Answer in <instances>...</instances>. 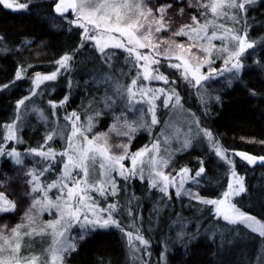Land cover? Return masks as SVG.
I'll use <instances>...</instances> for the list:
<instances>
[{
    "label": "snow or ice",
    "instance_id": "6c2138e0",
    "mask_svg": "<svg viewBox=\"0 0 264 264\" xmlns=\"http://www.w3.org/2000/svg\"><path fill=\"white\" fill-rule=\"evenodd\" d=\"M255 2L194 0L189 7H196L200 17L193 15L190 24L172 31L171 20L167 16L171 4L152 7L149 0H55V13L70 25L82 29L80 43L75 50L54 61L56 68L50 74L36 73L34 78H30V95L16 103L15 119L0 126V156L6 155L16 165L24 164V155L39 157L36 163L42 165L26 172L29 191L25 195L30 197L31 203L19 223L12 227L0 225V264H65L66 256L77 248V238L83 240L90 232L110 227L123 233L134 264H147L143 255H150L147 252L149 241L134 222L126 230L116 218L125 207L128 216L134 215L132 201L136 197L132 195L126 206H122L118 199L106 206L101 204V198L106 201L108 197H118L121 189L117 177L125 183L134 178L147 181L150 190L156 189L164 196H170L169 189L174 188L178 197L188 195L201 204L214 206L217 219L222 218L229 225H243L264 237V223L233 202V198L246 192V188L244 178L235 171L231 155L210 130L201 127L194 114H187L175 87L177 81L170 80L161 71L162 62L167 61L168 68L179 72L180 78L198 91L205 87V82L223 76L225 72L235 77L244 66V54L257 43L249 40L247 24L237 27L241 24L242 14H246L248 6ZM0 5L13 11H27L30 7L28 2L19 0H0ZM69 12L73 19L65 15ZM180 12L182 14L184 9L181 8ZM162 32L170 35L165 39L160 35ZM175 37H187V40L178 43ZM214 41H220L219 45ZM85 46L94 48L110 67L119 58L118 53H123L125 66L134 70V74L128 82L114 75L103 77L99 82L109 85L111 94L106 91L96 98L93 101L97 104L96 110L83 120L78 112L72 111L65 113V123L59 124L58 120H52L42 109L33 106L31 111L47 127L43 143L27 149L24 154L14 147L10 150L5 148L8 142H23L18 136L16 121H22L28 110L26 102L39 94L37 89L44 82L55 81L59 75L71 71L74 56ZM145 49L146 52L143 51ZM217 60H223L220 69L213 66ZM205 67L207 72L202 71ZM26 73L27 68L18 67L15 80L2 88L13 86L16 81L24 79ZM121 75L127 74L122 72ZM154 81L163 82L167 87H153ZM67 99L49 101L52 117L58 118L56 110L63 107ZM118 104L123 107L119 113L113 111V123L108 131L94 132L97 118L106 114L105 110H114ZM160 107L168 110L171 118L163 122L160 134L153 137L150 144L131 152L130 144L139 130H147L153 136L152 129L161 124L157 115ZM128 113H133L135 118L130 119ZM184 127L187 131L182 130ZM112 134L126 137L127 142L111 143ZM197 136L207 140L215 155L229 165L230 177L221 198H201L190 188H185L189 181L199 183V178L205 173L203 161L198 170L184 166L176 176L165 171L170 167L174 154L191 147ZM57 139L64 142L63 149L59 151L51 146V142ZM173 143L178 147H172ZM114 149L121 151L117 154ZM233 155L249 165L264 164V156L245 152ZM126 160L130 161V167L125 166ZM57 165H60V170L55 179H41L46 173L55 171ZM0 187H3L2 183ZM16 208V203L0 192V215L13 213ZM45 213L52 218L44 220ZM74 227L81 230L77 237L71 235ZM37 237L48 238L47 246L39 251L34 250L32 244ZM163 259L164 253H161Z\"/></svg>",
    "mask_w": 264,
    "mask_h": 264
},
{
    "label": "trees",
    "instance_id": "16d2710c",
    "mask_svg": "<svg viewBox=\"0 0 264 264\" xmlns=\"http://www.w3.org/2000/svg\"><path fill=\"white\" fill-rule=\"evenodd\" d=\"M19 2H28L29 9L13 11L0 5V126L15 119L16 103L30 95V78L36 73L49 74L54 71V61L77 48L82 32V29L70 25L67 20L54 13L55 0ZM190 2L194 0H149V4L154 7L161 4L172 5L167 12L172 31L190 24L191 14L200 17L196 7H189ZM181 8L184 9L182 14ZM65 15L68 19L74 18L70 12ZM244 17L248 22L247 29L253 25L249 31V40L257 43L246 54V65L237 79L222 86L217 96L207 105L203 121L228 152L242 150L264 156V143H261L264 142V0H256L248 7ZM18 67L27 68L26 77L3 89V85L15 80ZM106 71H110L108 64L100 59L94 48L85 46L74 56L71 71L59 75L55 81L44 82L37 90L39 94L26 103L29 107L38 106L52 119L53 110L49 101L59 102L68 97L64 106L56 111H76L82 119L79 108L82 102L80 81H100L108 76ZM130 73L128 68L125 81L131 76ZM99 107L102 108V105ZM122 107V104H118L114 110H105L106 114L97 118L94 131L107 132L113 123V111L119 113ZM96 108L89 113L93 114ZM128 117L131 118L132 113ZM26 122L24 126H18V136L23 142L11 141L5 144V148H10L15 143L17 151L26 152L43 143L46 125L32 114L27 117ZM150 138L149 132L136 133L130 144V151L136 152L149 143ZM115 140L112 138L114 143ZM122 141L127 142V138L122 137ZM60 143L62 141L57 139L51 142V146L59 151L63 149ZM201 161L205 173L199 178L198 184L189 182L186 189L190 188L201 198L218 199L226 190L229 168L204 142L193 141L191 147L175 153L172 159L173 168L187 166L192 170H198ZM233 162L236 172L244 178L246 188V192L234 197L233 202L242 211L264 221V164L248 168L234 155ZM23 165L26 168L16 165L5 155L0 156V181H4L0 192L12 201L13 193L19 195L20 189H27V192L29 190L26 183L29 179L26 176L27 170L42 166L31 160ZM59 168L60 165H57L55 171L48 173L50 178L55 179L54 172ZM17 171L21 177L16 174ZM117 181L121 190L129 189L138 198L136 203H132V217L127 215L126 207L116 217L126 230L128 219L135 223L137 217L140 220L144 218L149 221L150 227L154 221H158L153 230H140L149 241V264H264V237L243 225H229L222 218L217 219L214 206L201 204L188 195L178 197L175 190H169L170 196H164L156 189L150 190L147 181L142 182L138 178L129 183L120 178ZM6 187L13 193L4 191ZM24 191H21L19 211L25 206ZM137 195L142 198L139 199ZM116 199L118 197H108L107 202H114ZM119 203L127 205L121 199ZM20 218L19 214L12 213L0 217L3 224L8 222L11 227L12 224L14 226L19 223ZM77 236L78 234L75 237ZM76 244V250L65 258L67 264H134L126 246V238L118 228L90 232L83 240L77 238ZM161 253H164L163 260Z\"/></svg>",
    "mask_w": 264,
    "mask_h": 264
},
{
    "label": "rangeland",
    "instance_id": "374dc122",
    "mask_svg": "<svg viewBox=\"0 0 264 264\" xmlns=\"http://www.w3.org/2000/svg\"><path fill=\"white\" fill-rule=\"evenodd\" d=\"M151 6V5H150ZM251 6V5H249ZM248 6V7H249ZM154 7V6H152ZM70 14H72L70 12ZM193 16V14H191V17ZM200 16V14H199ZM188 18V15L186 16ZM191 17H190V21H191ZM244 24H247L248 25V22L246 20V18L244 17V14H242V17H241V24L240 25H237V27H242ZM253 27V25L249 26L248 27V35H249V31L250 29ZM161 37L163 38H168V36L170 35V33L167 32V34H164V32H162L161 34ZM178 43H184L186 40H187V37H175L174 38ZM214 43H216L217 45H219L220 41H214ZM143 51H147V49L143 50ZM248 51L249 49L246 51V53L244 54L243 58H242V61H243V68L245 67L246 65V62H245V56L246 54H248ZM123 56L124 54L123 53H118V59L116 61H114V66L113 67H110L108 65V68L110 69V71H106L107 75H111V74H114V76H118L122 81L124 82H128L129 79L127 81H125V78H126V75H121V73H125L127 74L128 73V67L125 66L124 64V60H123ZM175 62V61H173ZM164 64V66L161 68V71H163L166 75L169 76V79L170 80H176L177 83L175 85L177 91L179 92L180 96H181V102L183 104V107L184 109L187 110V114L188 115H191V114H194V118H198L199 121H200V125L202 128H205V129H208V127L205 125V122L203 121L204 120V116L206 115V111H207V108L209 105V103L217 96V92H219L218 90L221 89L222 86H225V85H228L232 82V80L234 79H237V77L239 76V73L242 71V69L240 70V72L234 77L232 73H228V72H225L223 76H217L215 79H210L208 80L207 82H205V87L201 88L199 91L195 88H192L190 87L187 83L184 82L183 79L180 78V74L179 72H177L175 69H171V68H168L167 67V61H163L162 62ZM214 67H216L217 69H220L223 67V60H217L216 63L213 65ZM107 68V67H106ZM203 72H207V68H203L202 69ZM114 72V73H112ZM50 74V73H49ZM131 75L134 74V70H131ZM35 76V75H34ZM34 76L32 78H34ZM130 78V77H129ZM32 86V85H31ZM152 86L153 87H167L166 85L163 84V82H152ZM80 91H81V94H82V102L80 103V113L82 114V120L85 119L88 115H91V113H89V111H92L93 108H96L97 107V104L94 103L93 101L96 99V98H99L101 96H103L105 94L106 91L109 92V94H111L110 92V88H109V85L107 84H103V83H100L99 81H96L94 79H84V80H81L80 81ZM38 90V89H37ZM52 91L54 90V88L51 89ZM97 93V94H96ZM34 99V98H33ZM64 100V99H63ZM33 101V100H32ZM33 103V102H32ZM159 103V102H158ZM28 105V104H27ZM34 105V104H33ZM33 107V106H32ZM32 107H29L28 106V110L24 113L23 115V118H22V121H17V125L20 127L24 126L27 122H26V119L28 116H30L31 114L32 115H35V113H33L31 111ZM36 107V106H35ZM38 107V106H37ZM72 111H69L68 113H71ZM58 113V112H57ZM65 113H58V118L57 117H52V120H58V122L60 124H64L65 121L63 119ZM128 115H131V113H128ZM158 118L161 120V124L155 126L153 129H152V133H153V136H151L150 138V142L151 140L153 139V137L157 136L160 134L162 128L164 127V121H167L171 118L170 116V113L168 112V110L164 109L163 107H160L158 109ZM135 118V115L132 113V117L130 119H133ZM148 119L150 120V117H148ZM24 121V122H23ZM43 123V122H42ZM45 125V124H44ZM194 124H193V128H194ZM183 131H187V128L184 127L182 129ZM209 130V129H208ZM94 131V129H93ZM95 132V131H94ZM138 132H147V130H144V129H141L139 130ZM137 132V133H138ZM98 133V132H97ZM214 136V135H213ZM215 137V136H214ZM112 138H115L116 140V143H114L112 141ZM126 138V137H124ZM216 140L217 137H215ZM198 141L200 143L204 142L205 145L212 150V148L210 147L209 143L207 142V140L203 139L202 136H197L193 141ZM110 142L111 143H114V144H118V143H121L122 142V137L121 138H117L115 134H112L111 137H110ZM147 143V144H150ZM220 143V142H219ZM146 144V145H147ZM15 143H13L11 145L10 148L14 147ZM60 145L64 147V142L62 141V143H60ZM172 147H178V145H176L175 143H173ZM10 148H7L10 150ZM114 151L119 154L120 153V149H114ZM213 151V150H212ZM214 152V151H213ZM22 154H24L25 152H20ZM178 153V152H176ZM215 153V152H214ZM229 155H231V158L233 160V154H231L230 152H228ZM6 156V155H5ZM220 159V158H219ZM24 160L25 162L28 161V160H31L33 161L35 164L36 161L39 160V157H33V156H29V155H24ZM221 160V159H220ZM223 161V160H222ZM24 162V163H25ZM224 162V161H223ZM124 164L126 167H130L131 166V163L129 160H126L124 161ZM228 165V164H227ZM20 167H23V168H26L24 167V165H19ZM184 167V166H182ZM182 167H178V168H173V163H171L170 167L168 169H165L166 172H171L173 176H176V173L179 172V170L182 168ZM228 168H229V165H228ZM60 170V168H59ZM56 171L54 172L55 175H57V173L59 172ZM236 171V170H235ZM237 173V172H236ZM17 175H19V172L17 171L16 172ZM238 174V173H237ZM191 175V174H190ZM239 176H241L240 174H238ZM20 176V175H19ZM21 177V176H20ZM229 177H230V173L228 175V181H229ZM242 177V176H241ZM7 178V176H6ZM41 179H44V180H48V181H51L53 180L52 178H50V175L48 173L45 174L44 177H42ZM117 179H119V177H117ZM179 181V177L177 176V182ZM4 181H0V183H3ZM191 182V181H189ZM188 182V183H189ZM14 183V182H13ZM12 183V184H13ZM186 183L185 184V188L187 187L186 185L188 184ZM29 187V186H28ZM21 187L19 186V189ZM227 188V187H226ZM169 190H175L174 188H170ZM4 191H11L9 190V188H4ZM21 191H24L23 189L21 190L20 189V193L19 195H16V193H13L11 191V193H13V197H14V202L16 203L17 205V208H16V211L13 212L12 214L15 215V214H19V216H22L23 213L25 212V210L28 208V206L30 205L31 203V199L30 197H28L27 195H25L27 193V189L24 191V196H25V200H23L24 202V207H22V210L19 211L20 207L19 204L20 202H22V192ZM29 191V190H28ZM51 195V194H50ZM95 195V194H93ZM135 194H133L131 192V190L128 189V191H125V188H123V190L120 191L119 193V196H118V199L122 200V203H128V200L129 198ZM139 196V199H141L142 197H140V195H137V197ZM136 197V196H135ZM221 198V196L219 197ZM9 199V198H8ZM137 199L136 198L135 200L132 201V203H136L137 202ZM103 204L102 206H106L107 203V200L105 201L103 198H101ZM118 200V201H119ZM3 215V214H2ZM0 215V217L2 216ZM17 216V215H16ZM255 217V216H254ZM44 220H49L51 219L52 217H50L49 215H47L46 213L44 214V216L42 217ZM257 219H259L262 223H264L263 220H261L260 218L256 217ZM3 220L0 219V225H3ZM128 225L133 223L131 220L126 222ZM6 224V223H5ZM135 224L137 227L141 229H146L148 231L150 230H153L154 226H156L158 224V221H154L152 223V227H150L149 225V221L146 220V219H142L140 220L138 217L136 218V221H135ZM7 225L9 227H11V225H9V223L7 222ZM13 226V224H12ZM81 230L79 229V227H74L72 230H71V235L73 237H75ZM27 243V241H26ZM47 243H48V238L47 237H44V238H40V237H37L35 238L34 241H32V244H33V249L36 250V251H39L41 250L43 247H46L47 246ZM25 251H28V249L26 248ZM147 252L151 254V252L149 251V248L147 249ZM131 258V256H130ZM149 255H143V260L144 261H147V264H149L150 260H149ZM65 264H67L65 262Z\"/></svg>",
    "mask_w": 264,
    "mask_h": 264
},
{
    "label": "water",
    "instance_id": "95a60500",
    "mask_svg": "<svg viewBox=\"0 0 264 264\" xmlns=\"http://www.w3.org/2000/svg\"><path fill=\"white\" fill-rule=\"evenodd\" d=\"M53 10H54V8H53ZM54 13H55V11H54ZM55 14H56V13H55ZM56 15H57V14H56ZM235 152H245V151H242V150H232V151H231L232 154L235 153ZM245 153H248V152H245ZM248 154H251V153H248ZM251 155H254V154H251ZM255 156L260 157V156H258V155H255ZM234 157L237 158L238 160L242 161V162H243L248 168H252L253 166H256V165H260V164H261V163L258 162V163H256L255 165H249V164H247L246 161L241 160L240 157L235 156V155H234Z\"/></svg>",
    "mask_w": 264,
    "mask_h": 264
}]
</instances>
